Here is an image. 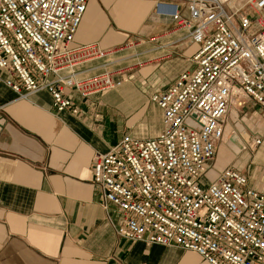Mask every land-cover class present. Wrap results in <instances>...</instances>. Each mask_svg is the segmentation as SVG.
<instances>
[{
  "label": "built area",
  "instance_id": "1",
  "mask_svg": "<svg viewBox=\"0 0 264 264\" xmlns=\"http://www.w3.org/2000/svg\"><path fill=\"white\" fill-rule=\"evenodd\" d=\"M87 3L0 0V70L18 98L44 91L58 112L78 115L68 93L87 99L128 81L136 63L84 68L140 46L75 45ZM156 10L174 21L177 43L199 48L193 68L151 96L162 111L159 134H125L108 152H95L100 204L119 213L112 222L119 238L179 247L210 264H264V191L233 166L200 186L217 143L226 141L232 105L241 111L250 102L264 112V0H158ZM262 143L261 134H249L252 151Z\"/></svg>",
  "mask_w": 264,
  "mask_h": 264
},
{
  "label": "crops",
  "instance_id": "2",
  "mask_svg": "<svg viewBox=\"0 0 264 264\" xmlns=\"http://www.w3.org/2000/svg\"><path fill=\"white\" fill-rule=\"evenodd\" d=\"M157 2L88 0L75 45L140 46L84 66L138 65L120 87L87 99L68 93L78 115L58 112L44 91L18 98L0 70V264H210L193 251L119 238L112 222L120 215L103 209L92 183L95 152H108L125 134L157 136L162 111L151 96L193 68L194 44L176 42L175 23L157 13Z\"/></svg>",
  "mask_w": 264,
  "mask_h": 264
},
{
  "label": "rangeland",
  "instance_id": "3",
  "mask_svg": "<svg viewBox=\"0 0 264 264\" xmlns=\"http://www.w3.org/2000/svg\"><path fill=\"white\" fill-rule=\"evenodd\" d=\"M193 46L195 50L199 48V45ZM245 105V108L239 111L238 103H235L229 110L225 120L226 141L219 142L220 147L216 153V160L212 165L207 166V171L200 179L201 187L208 186L217 178V170H223L232 164L236 170L241 171L249 179L250 183L254 184L253 187L264 189V163L254 161L255 151H252L246 143L243 145L241 136L244 131L249 134L263 133L264 112L253 103L246 102ZM154 106L156 108V105ZM233 132L236 133L234 137L240 145H237L239 149L230 144L231 137L227 139Z\"/></svg>",
  "mask_w": 264,
  "mask_h": 264
},
{
  "label": "bare ground",
  "instance_id": "4",
  "mask_svg": "<svg viewBox=\"0 0 264 264\" xmlns=\"http://www.w3.org/2000/svg\"><path fill=\"white\" fill-rule=\"evenodd\" d=\"M241 136H242V138H243V141L247 144V141H249V133L246 132V131H244V132L241 134ZM230 142H231L230 144H232L234 147H237V145L240 146L239 143L236 142L234 135L231 137ZM233 143H234V144H233ZM242 148H243V147H242Z\"/></svg>",
  "mask_w": 264,
  "mask_h": 264
}]
</instances>
